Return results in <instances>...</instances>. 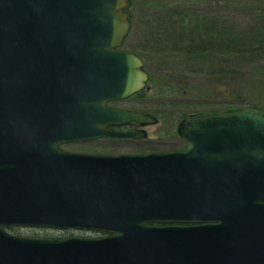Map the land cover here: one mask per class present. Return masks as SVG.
<instances>
[{"label":"water","instance_id":"obj_1","mask_svg":"<svg viewBox=\"0 0 264 264\" xmlns=\"http://www.w3.org/2000/svg\"><path fill=\"white\" fill-rule=\"evenodd\" d=\"M130 0H0V264H264V107L184 118V145L81 154L58 144L143 124L107 107L147 79L121 48ZM192 223L156 225L155 223ZM9 226L102 237H34Z\"/></svg>","mask_w":264,"mask_h":264},{"label":"rangeland","instance_id":"obj_2","mask_svg":"<svg viewBox=\"0 0 264 264\" xmlns=\"http://www.w3.org/2000/svg\"><path fill=\"white\" fill-rule=\"evenodd\" d=\"M127 9L131 27L121 48L145 58L154 76L150 108L165 121L161 137L181 144L176 127L190 114L239 109L251 100L264 107V85L256 80L264 78V37H256L260 44L234 55L216 48L214 41V51L207 57L186 51L200 43L192 40L198 32L218 35L232 29H264V0H130ZM11 231L34 237L54 234L39 228ZM97 231L73 235L102 237Z\"/></svg>","mask_w":264,"mask_h":264},{"label":"flooded vegetation","instance_id":"obj_3","mask_svg":"<svg viewBox=\"0 0 264 264\" xmlns=\"http://www.w3.org/2000/svg\"><path fill=\"white\" fill-rule=\"evenodd\" d=\"M124 49V48H123ZM126 50V49H125ZM143 65L142 69L147 73V79L145 80L144 86L127 96L109 99L105 102L107 107H114L125 110H133L138 112H144L147 114H153L157 119L153 122H146L143 124H138L135 122H124V123H112L108 127L115 131H136L138 135L133 136H120V135H104L94 138H80V139H70L63 141L58 144L59 148L64 151L72 153L81 154H103V155H123V154H148L154 152H169L181 148L184 145V140L179 133V125L184 118L195 116L196 114H190L178 122L176 127V136L181 140V144L173 141L169 138L164 139L160 136L162 133V123L165 124L164 120H160L158 113L153 111L152 98L150 92L152 91V82L154 76L150 69L148 68L147 61L145 58L141 57ZM198 115V114H197ZM157 125H159L158 129ZM156 225H191L192 223H165L158 222ZM19 228H39L48 229L54 234L52 235H41V237L50 238H67L75 233H90L92 229H80V228H54V227H44V226H17ZM95 231V230H93ZM59 232V233H58ZM99 235L105 236L106 232L97 231ZM57 233V234H55ZM68 236L64 237L63 234ZM104 234V235H103ZM100 237V236H99Z\"/></svg>","mask_w":264,"mask_h":264},{"label":"trees","instance_id":"obj_4","mask_svg":"<svg viewBox=\"0 0 264 264\" xmlns=\"http://www.w3.org/2000/svg\"><path fill=\"white\" fill-rule=\"evenodd\" d=\"M234 30V31H232ZM226 30L222 33H218V35H215V33H210V34H202L198 32L197 37L193 38L192 40H200V43H196L194 45H191L187 48V52L190 53H195L196 56H200V57H207L209 55L207 54H211L212 51H214V49L212 48V42H216V48H220L224 53H229L234 55V53L236 54L237 51H241L244 52L245 50H248L246 48H249L251 46L255 47L256 45L260 44L261 42H258V40L256 39V37H264V29H242V30ZM213 42V43H214ZM264 42V41H263ZM203 43H208L210 46L209 48H207L206 46H202ZM220 44V46H218ZM255 44V45H253ZM252 47V48H253ZM215 48V49H216ZM220 49H218L217 51H220ZM258 80L260 85H264V78L263 80L261 79H256ZM248 106H256L259 107L255 100H251L248 101ZM234 107H238V106H232L230 108H227V110H234L236 108ZM219 110H215L212 111V113H218ZM220 112V111H219ZM10 230H16L18 229L17 226H9Z\"/></svg>","mask_w":264,"mask_h":264}]
</instances>
